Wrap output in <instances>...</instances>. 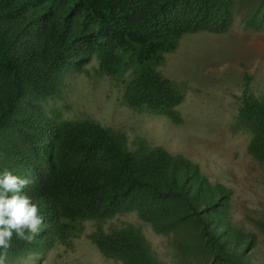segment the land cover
I'll return each instance as SVG.
<instances>
[{
  "label": "trees",
  "instance_id": "1",
  "mask_svg": "<svg viewBox=\"0 0 264 264\" xmlns=\"http://www.w3.org/2000/svg\"><path fill=\"white\" fill-rule=\"evenodd\" d=\"M237 1L0 0V172L33 181L24 193L44 217L34 240L14 238L8 255L38 252L72 221L135 210L157 233L194 223L216 258L242 264L223 215L231 189L210 183L183 155L160 146L130 150L124 134L98 122L42 110L68 69L94 59L108 75L135 66L124 102L176 120L182 94L155 65L186 33L225 32ZM239 115L254 132L249 151L264 159V97L244 99ZM95 243L104 256L147 264L133 230L100 233Z\"/></svg>",
  "mask_w": 264,
  "mask_h": 264
},
{
  "label": "rangeland",
  "instance_id": "2",
  "mask_svg": "<svg viewBox=\"0 0 264 264\" xmlns=\"http://www.w3.org/2000/svg\"><path fill=\"white\" fill-rule=\"evenodd\" d=\"M134 69L108 75L94 59L82 70L70 68L42 110L53 119L98 122L124 134L130 150L160 146L196 163L210 183L232 191L223 215L234 255L243 253L242 264H264V159L249 151L254 132L239 115L244 99L264 97V0L237 1L225 32L186 33L163 54L155 69L182 94L176 120L124 102L125 82ZM121 229L144 239L147 264H229L214 256L194 223L157 233L135 210L72 221L51 245L8 255L7 264H141L99 252L96 236Z\"/></svg>",
  "mask_w": 264,
  "mask_h": 264
},
{
  "label": "clouds",
  "instance_id": "3",
  "mask_svg": "<svg viewBox=\"0 0 264 264\" xmlns=\"http://www.w3.org/2000/svg\"><path fill=\"white\" fill-rule=\"evenodd\" d=\"M32 183L7 169L0 172V264H7L14 238L31 243L44 224L38 205L24 193Z\"/></svg>",
  "mask_w": 264,
  "mask_h": 264
}]
</instances>
